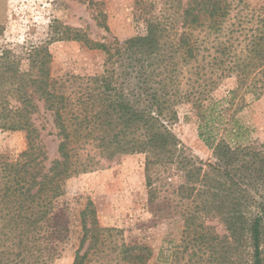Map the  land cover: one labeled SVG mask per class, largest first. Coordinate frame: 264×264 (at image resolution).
<instances>
[{"label": "trees", "instance_id": "obj_1", "mask_svg": "<svg viewBox=\"0 0 264 264\" xmlns=\"http://www.w3.org/2000/svg\"><path fill=\"white\" fill-rule=\"evenodd\" d=\"M177 1L180 11L149 15L146 32L125 40H93L54 20L47 38L23 54L0 45V130L27 138L18 158L0 160V246L9 243L8 259L42 264L50 243L59 257L68 228L60 213L52 215L67 181L101 159L142 154L151 204L171 208L183 223L165 261L264 264V142H242L236 117L247 96L264 97V4ZM98 24L109 29L104 18ZM66 40L102 51L103 72L54 77L50 45ZM226 81L234 85L218 100L214 93ZM184 103L198 110L209 159L188 152L174 129ZM47 116L58 140V157L49 163L42 134L48 122L37 124ZM80 217L73 264H101L110 250L119 264L153 257L150 246L116 241L122 231L100 224L92 200Z\"/></svg>", "mask_w": 264, "mask_h": 264}, {"label": "rangeland", "instance_id": "obj_2", "mask_svg": "<svg viewBox=\"0 0 264 264\" xmlns=\"http://www.w3.org/2000/svg\"><path fill=\"white\" fill-rule=\"evenodd\" d=\"M239 1L234 0V5ZM241 1L253 8L264 4V0ZM93 2L91 5L89 1L80 0H0V26L4 27L0 45L16 54H23L47 38L54 20L83 29L93 40H125L146 32V18L149 15L169 17L181 10L176 0ZM181 2L184 4L185 0ZM103 18L108 30L98 24ZM50 50L53 55L52 72L57 79L69 81L72 77L103 72L105 54L89 48L83 42L57 41L50 45ZM233 85V81H226L214 93V97L222 100ZM178 116L174 129L188 152L204 160L211 158L212 150L199 134L198 110L193 109L192 104L184 103L178 107ZM236 117L242 126V142H264V97L256 99L247 96ZM51 119L47 116V119L37 120L38 125L48 122L47 129L42 132L48 149V163L58 157V140ZM26 146L25 132L0 130V160H15ZM89 200L94 202L102 226L122 231L113 236L116 241L123 239L127 243L150 246L153 257L148 264H170L164 257L180 242L183 223L171 208L158 211V207L151 204L145 176V157L142 154L122 156L112 162L101 159V163L91 171L67 181L66 194L56 202L55 214L52 215L55 217L60 213L63 216L62 220L68 228L67 237L61 243L59 257H53L52 243L49 244L45 250L46 261L42 264H73L83 236L80 213ZM217 230L220 234L225 232L221 224H217ZM8 244L6 241L5 247L0 246V263L24 264L15 257L8 259ZM3 250H6V255H1ZM108 252L109 256L100 258L101 264H119L117 253L112 250ZM38 255L36 253L35 257ZM27 263L34 264L33 261Z\"/></svg>", "mask_w": 264, "mask_h": 264}]
</instances>
